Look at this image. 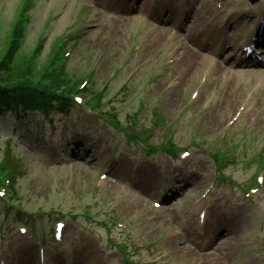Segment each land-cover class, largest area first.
<instances>
[{
	"label": "rangeland",
	"instance_id": "rangeland-1",
	"mask_svg": "<svg viewBox=\"0 0 264 264\" xmlns=\"http://www.w3.org/2000/svg\"><path fill=\"white\" fill-rule=\"evenodd\" d=\"M22 1L0 0V58ZM158 1L36 0L15 61L22 65L45 36L39 71L54 40L72 37L67 72L76 80L92 76L105 92L101 109L131 130L135 123L150 128L159 115L150 143L159 145L171 130L189 156L146 155L88 108L57 116L55 128L35 114L1 117L0 163L8 147L21 158L15 207L33 213L35 225L20 234L24 224L3 216L0 199V264H41L39 235L45 264H123L116 244H126L137 264H264V169L260 186L246 188L259 166L250 160L260 153L264 162V67L247 69L234 57L264 18V0H172L166 11L183 9L174 24L194 13L180 31L150 19L163 14L151 12ZM213 33L225 37V50L209 53L192 41ZM187 55L195 66L185 77L176 58ZM231 143L237 158L219 177L213 155L219 147L226 154ZM57 222L65 225L61 246L53 243Z\"/></svg>",
	"mask_w": 264,
	"mask_h": 264
},
{
	"label": "trees",
	"instance_id": "trees-1",
	"mask_svg": "<svg viewBox=\"0 0 264 264\" xmlns=\"http://www.w3.org/2000/svg\"><path fill=\"white\" fill-rule=\"evenodd\" d=\"M22 31V25L16 27L13 36L17 38L18 33V39L9 40L4 56L0 58V114L28 110L40 111L45 116H50L53 111L69 113L74 103L72 93L75 90L71 81L57 72L43 74L42 71L37 78L34 75L36 68L33 60H22V65L16 64L15 56L20 50ZM94 102L99 105L100 97L97 96ZM3 171H6L4 176L10 174L5 165H0V185L4 180L1 178Z\"/></svg>",
	"mask_w": 264,
	"mask_h": 264
},
{
	"label": "bare ground",
	"instance_id": "bare-ground-1",
	"mask_svg": "<svg viewBox=\"0 0 264 264\" xmlns=\"http://www.w3.org/2000/svg\"><path fill=\"white\" fill-rule=\"evenodd\" d=\"M212 1H209L208 2V6H212ZM208 9H209V7H207ZM168 14H171V16L173 17V12L172 11H170V12H168ZM203 39V41L204 42H206V43H208V44H210V41H207V39L205 38V36L204 35H202V36H200V41ZM160 43V39L158 38V39H156L154 42H153V45L150 47V48H148L149 50H150V52H153V48L156 46V45H158ZM212 48L213 49H216V50H218L219 49V46L218 45H214V46H212ZM189 60V62H191V57L189 56V55H187V56H185V57H182V59H181V61H182V65L180 64V65H177L176 66V69H179V68H181V66H183L184 65V67L186 66V69H184V73H185V77H186V75H188V76H190V73H191V70H192V68H193V66H195V64L194 63H189V62H187ZM178 62H180V60L178 61ZM175 69V70H176Z\"/></svg>",
	"mask_w": 264,
	"mask_h": 264
}]
</instances>
